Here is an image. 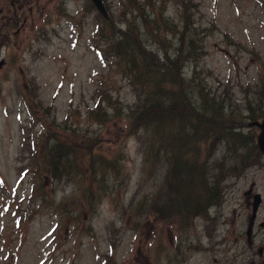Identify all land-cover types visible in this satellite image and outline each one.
<instances>
[{"label":"rangeland","instance_id":"374dc122","mask_svg":"<svg viewBox=\"0 0 264 264\" xmlns=\"http://www.w3.org/2000/svg\"><path fill=\"white\" fill-rule=\"evenodd\" d=\"M103 2L108 18L91 0H0V264H264V155L249 125L264 112L245 109L264 102V0ZM123 33L159 57L193 38L182 71L195 68L194 97L201 89L242 119L229 123L240 140L212 129L208 159L189 160L219 185L200 215L170 207L169 162L144 164L128 127L136 93L108 48ZM54 135L71 144L56 178L43 172ZM190 193L194 205L195 189L173 190V205Z\"/></svg>","mask_w":264,"mask_h":264},{"label":"trees","instance_id":"16d2710c","mask_svg":"<svg viewBox=\"0 0 264 264\" xmlns=\"http://www.w3.org/2000/svg\"><path fill=\"white\" fill-rule=\"evenodd\" d=\"M134 10L138 11L136 6ZM184 23L187 29V21L185 20ZM183 42L185 47L179 48L173 56L163 53L159 57L156 53L141 47L140 40H132L129 35L123 33V36L112 41L108 48L136 93L135 104L127 110L128 127L138 135L144 164H148L154 158L166 159L169 162L172 182L170 207L172 209L179 207L182 212L200 215L206 205L219 200H215L219 195V185L217 180L210 183L204 180L202 173L196 178V164L193 162L194 165H192L189 160L194 157L199 165L208 159L207 149L211 142L210 137L219 138L213 135L203 137L212 129L229 136L232 139L230 142L240 140L241 132L234 136L235 133L230 132L229 123L230 121L241 123L242 119L236 115L230 117L231 111H228V105L223 103L222 99L209 98L208 94L201 89L198 90L200 100L194 97L196 88L192 86V83L195 79V68L191 78L184 77L182 68L192 63V57L196 53V42L193 38ZM257 93L259 99L264 101V87ZM262 108H264V102L258 108L249 104L245 109L252 119H257L264 112V110L261 111ZM200 130H203V133ZM197 133H200L202 137H196ZM141 138H145L146 141H141ZM51 139V142L45 141L42 146L44 162L47 165L43 167V172L56 178L59 173H56L55 168L66 163L67 155L65 154L71 153L69 150L71 144L65 142L62 136L54 135ZM33 143V149L37 150V139L35 144L33 138ZM190 143L193 144L188 146ZM190 165H192L191 171L195 174L194 177L190 172L191 176L187 174L183 178L180 175L183 172L182 168ZM184 184L190 192L192 189L197 191L198 200L192 205L193 198L195 199L194 194L174 196V199L176 198L174 206L173 190L178 192Z\"/></svg>","mask_w":264,"mask_h":264},{"label":"water","instance_id":"95a60500","mask_svg":"<svg viewBox=\"0 0 264 264\" xmlns=\"http://www.w3.org/2000/svg\"><path fill=\"white\" fill-rule=\"evenodd\" d=\"M91 2L96 7V9L102 14L103 17L108 18L107 9L103 0H91ZM249 125L256 126L259 128V132L256 136V145L258 150L264 155V115L262 116L261 120L253 121ZM261 201V195L259 193H255L253 195L252 201V212L248 218L247 228L245 232L248 242L250 241L252 227Z\"/></svg>","mask_w":264,"mask_h":264},{"label":"flooded vegetation","instance_id":"af4514ba","mask_svg":"<svg viewBox=\"0 0 264 264\" xmlns=\"http://www.w3.org/2000/svg\"><path fill=\"white\" fill-rule=\"evenodd\" d=\"M12 4H13V2H12ZM20 6H21V5H20ZM248 193H249V194L252 193V189H251V188L248 190ZM253 194H254V193H253ZM253 194H252V195H253ZM253 227H254V224H253ZM253 227H252V228H253ZM252 230H253V229H252ZM252 232H253V231H252ZM251 236H252V233H251ZM247 241H248V240H247ZM250 242H251V237H250V241H249L248 243H250Z\"/></svg>","mask_w":264,"mask_h":264},{"label":"bare ground","instance_id":"6f19581e","mask_svg":"<svg viewBox=\"0 0 264 264\" xmlns=\"http://www.w3.org/2000/svg\"><path fill=\"white\" fill-rule=\"evenodd\" d=\"M253 229V228H252ZM253 231V230H252ZM251 237V236H250Z\"/></svg>","mask_w":264,"mask_h":264}]
</instances>
